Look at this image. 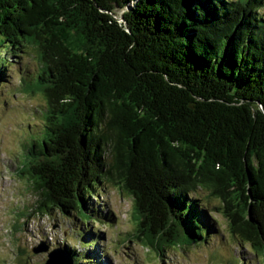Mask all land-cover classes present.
<instances>
[{
	"label": "trees",
	"instance_id": "obj_1",
	"mask_svg": "<svg viewBox=\"0 0 264 264\" xmlns=\"http://www.w3.org/2000/svg\"><path fill=\"white\" fill-rule=\"evenodd\" d=\"M263 6L0 0L1 43L36 60L19 87L43 99L42 129L15 158L32 212L72 218L89 250L88 222L111 217L92 201L111 184L131 200L126 240L160 256L217 234L202 190L236 242L264 255ZM57 249L71 264H100L93 250Z\"/></svg>",
	"mask_w": 264,
	"mask_h": 264
},
{
	"label": "rangeland",
	"instance_id": "obj_2",
	"mask_svg": "<svg viewBox=\"0 0 264 264\" xmlns=\"http://www.w3.org/2000/svg\"><path fill=\"white\" fill-rule=\"evenodd\" d=\"M1 42L0 38V57L7 61L6 78L0 81V264H45L48 252L65 244L81 254L93 250L94 262L100 264H264V255L238 244L229 234L227 221L212 208L217 201L202 190L196 195L211 211L217 234L207 244L165 248L160 256L135 240H126L133 227L131 200L111 184L99 190L98 205L92 201L111 217L109 225L97 219L88 222L83 240L98 238L89 250L75 232L78 225L72 218L56 210L46 215L32 212L35 196L17 175L15 158H23V146L42 129L41 95L25 94L19 87L21 77L35 73L36 60L29 50L12 56ZM80 218L75 220L81 222ZM40 247L47 251L33 252Z\"/></svg>",
	"mask_w": 264,
	"mask_h": 264
},
{
	"label": "water",
	"instance_id": "obj_3",
	"mask_svg": "<svg viewBox=\"0 0 264 264\" xmlns=\"http://www.w3.org/2000/svg\"><path fill=\"white\" fill-rule=\"evenodd\" d=\"M39 251H47V247H40L33 250L34 253ZM65 256V257H64ZM45 264H71L70 257L60 249H54L48 252Z\"/></svg>",
	"mask_w": 264,
	"mask_h": 264
}]
</instances>
